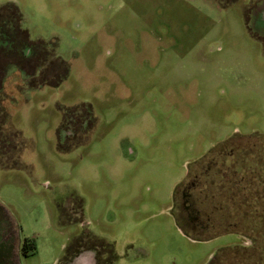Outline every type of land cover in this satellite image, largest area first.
<instances>
[{
  "label": "rangeland",
  "instance_id": "obj_1",
  "mask_svg": "<svg viewBox=\"0 0 264 264\" xmlns=\"http://www.w3.org/2000/svg\"><path fill=\"white\" fill-rule=\"evenodd\" d=\"M0 205L19 264H264V0H0Z\"/></svg>",
  "mask_w": 264,
  "mask_h": 264
},
{
  "label": "flooded vegetation",
  "instance_id": "obj_2",
  "mask_svg": "<svg viewBox=\"0 0 264 264\" xmlns=\"http://www.w3.org/2000/svg\"><path fill=\"white\" fill-rule=\"evenodd\" d=\"M191 185L195 186V183L190 182L185 187L182 193L183 209L186 214V216H184L185 220H187L192 227L209 231L213 229V223L207 220L203 221L202 219H200L199 213L194 207V204L190 202V198L193 194L191 192ZM16 238L17 234L11 223L10 216L7 214L6 211H4V208L0 205V264H19V256L21 251L19 252L16 248ZM89 239H91V236L89 237ZM85 250H92L93 254L91 253L89 257L87 256V258L80 259L82 253H84L83 250L77 255H75L72 260H70V262L74 264H103L100 258L99 251L94 248V245L93 247H88ZM213 257L214 256H212V258Z\"/></svg>",
  "mask_w": 264,
  "mask_h": 264
},
{
  "label": "trees",
  "instance_id": "obj_3",
  "mask_svg": "<svg viewBox=\"0 0 264 264\" xmlns=\"http://www.w3.org/2000/svg\"><path fill=\"white\" fill-rule=\"evenodd\" d=\"M91 111V110H90ZM217 196V194H214V198ZM201 198V197H200ZM200 198H194V195L192 194V197L190 198V202L192 203V204H194V207L196 208V210L198 211V213H199V217H200V219H202L203 221H205V220H207V221H209V222H211V223H213V221H217V220H213V219H216V218H214L215 217V215L213 216V214L211 215V214H207V213H204V212H202V208H201V206H202V203H204V201H205V203H207V201H208V199H206V200H201ZM221 202V203H220ZM209 203V202H208ZM224 203H225V200H221V201H215V199H212V204H213V207H214V209L212 210V212L214 213V212H216V211H218V212H220V210H222V208L224 207ZM196 204H198V206L196 205ZM200 208V209H199ZM224 215H221V217H223ZM225 217V216H224ZM217 218H219L218 216H217ZM221 221H219L220 223H221V225H223L224 227H223V229L222 230H220V231H218V229H216V228H218V227H216L217 225H216V222L215 223H213V225H214V227H213V231H218V232H216L215 233V236H217V235H219L218 233H220V234H222V233H226V232H230L229 230H231V229H233V230H237V226L235 225L236 224V222L234 221V222H232V221H229V222H226V219H224V220H222V218L220 219ZM228 224V225H227ZM191 225V224H190ZM227 225V226H226ZM210 231V230H209ZM224 231V232H223ZM207 232V231H206ZM207 238V237H206ZM29 240H26L25 242H24V247H23V250H24V252H25V255H28V251L30 250L29 249V242H28ZM32 247V249H34V246H31Z\"/></svg>",
  "mask_w": 264,
  "mask_h": 264
}]
</instances>
